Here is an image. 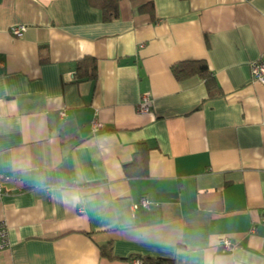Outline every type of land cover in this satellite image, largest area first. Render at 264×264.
Returning a JSON list of instances; mask_svg holds the SVG:
<instances>
[{
	"label": "crops",
	"instance_id": "1",
	"mask_svg": "<svg viewBox=\"0 0 264 264\" xmlns=\"http://www.w3.org/2000/svg\"><path fill=\"white\" fill-rule=\"evenodd\" d=\"M260 56L264 0H0V264H264Z\"/></svg>",
	"mask_w": 264,
	"mask_h": 264
},
{
	"label": "trees",
	"instance_id": "2",
	"mask_svg": "<svg viewBox=\"0 0 264 264\" xmlns=\"http://www.w3.org/2000/svg\"><path fill=\"white\" fill-rule=\"evenodd\" d=\"M120 0H88L91 7L100 11L101 19L104 22H109L118 18V3ZM140 12H147L154 18L153 5L147 2L139 7ZM96 62L90 56H84L75 63V78L77 81L83 79H95L96 77ZM173 76L179 80L190 75L198 74L205 76V83L209 93L217 94L218 90H213L214 80L208 76V68L204 60H190L175 63L171 66ZM100 253L110 257V249L108 245L100 246ZM143 263L146 264H162L166 263L163 259L143 258Z\"/></svg>",
	"mask_w": 264,
	"mask_h": 264
},
{
	"label": "built area",
	"instance_id": "3",
	"mask_svg": "<svg viewBox=\"0 0 264 264\" xmlns=\"http://www.w3.org/2000/svg\"><path fill=\"white\" fill-rule=\"evenodd\" d=\"M24 31H25V26L23 25L12 26L10 28V33L14 37H21ZM249 68H250V74H251L252 80L264 84V57L260 56L254 61H252L249 65ZM147 100H148V94L145 93L141 96L140 101H139L138 111L140 113L149 112V107L147 106ZM61 115H64V113H61ZM101 126L102 124L99 121L95 120L92 122L91 128L95 132L101 129ZM0 189H1V175H0ZM138 204L143 207H148L150 205V201L146 197H141L139 199ZM137 205H135V207ZM262 222H264V217L262 218ZM254 230H255V226L252 225V227L250 228V232H253ZM218 244L222 246L224 249H227V250L233 249V246L231 245L230 241L225 237L220 238L218 240ZM7 247H8V241H7L6 224L4 221H0V251H2L3 249ZM131 264H142V262L139 259H133L131 261Z\"/></svg>",
	"mask_w": 264,
	"mask_h": 264
}]
</instances>
